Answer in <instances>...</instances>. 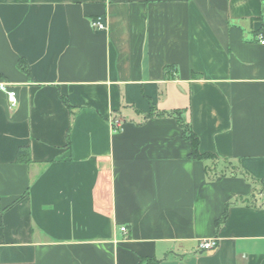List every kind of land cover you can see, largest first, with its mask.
<instances>
[{
    "label": "crops",
    "instance_id": "0c3cea01",
    "mask_svg": "<svg viewBox=\"0 0 264 264\" xmlns=\"http://www.w3.org/2000/svg\"><path fill=\"white\" fill-rule=\"evenodd\" d=\"M262 38L264 0H0V264H264Z\"/></svg>",
    "mask_w": 264,
    "mask_h": 264
},
{
    "label": "trees",
    "instance_id": "16d2710c",
    "mask_svg": "<svg viewBox=\"0 0 264 264\" xmlns=\"http://www.w3.org/2000/svg\"><path fill=\"white\" fill-rule=\"evenodd\" d=\"M17 65H18L19 69L23 70L24 72L29 73L28 63L25 59H23V58L18 59ZM171 69L175 70L176 68L174 65L166 66V68H165L166 77L168 76V72ZM62 100L68 107H70V104L65 97L62 96ZM162 114H163L162 112H158L157 114H155L154 113V106H153L151 112L149 114H147V117H151L154 115H162ZM174 114H175V116L179 122V125H180L182 131H183V137L185 139H187L192 145V150H191V153L189 155V157L191 159L203 160V161L212 159V160H214V163L220 161L221 163L224 164L223 169L221 171L222 175L223 174L225 175L227 173H231L233 175H242V176L246 177L247 179L252 180V178L244 170H242L240 168H235L227 160H219V158H217L215 154L210 153V152H201L199 149L200 139H199L198 135L193 131L190 124L184 119V117H182L181 112H175ZM28 151H29L28 149L21 148L18 152V159L29 161V152ZM24 152H25V156H26L25 159H23V155H24L23 153ZM216 170H217L216 167H214L213 170L208 168L207 173L214 171V175L211 177V178H213V177L217 176V173H215ZM227 215H228V209H226L223 216L219 220L216 221V227L217 228H220L221 224L226 220Z\"/></svg>",
    "mask_w": 264,
    "mask_h": 264
},
{
    "label": "built area",
    "instance_id": "2783aa9c",
    "mask_svg": "<svg viewBox=\"0 0 264 264\" xmlns=\"http://www.w3.org/2000/svg\"><path fill=\"white\" fill-rule=\"evenodd\" d=\"M92 25L95 28L100 29V30H103L106 28L105 24L99 20H93ZM261 42L264 44V38L261 39ZM0 86H1V89L7 93L8 101L12 104L16 103V100H17L16 91L13 89H9L8 83H2ZM263 197H264V192H263ZM121 230L126 231V227L121 226ZM218 245H219V240L217 237H214V238L203 239V240L199 241L198 247L201 251L207 252V251L215 250L218 247Z\"/></svg>",
    "mask_w": 264,
    "mask_h": 264
},
{
    "label": "rangeland",
    "instance_id": "374dc122",
    "mask_svg": "<svg viewBox=\"0 0 264 264\" xmlns=\"http://www.w3.org/2000/svg\"><path fill=\"white\" fill-rule=\"evenodd\" d=\"M184 119H185V118H184ZM209 162H210V169L212 170V169H213V162H214V160L209 159Z\"/></svg>",
    "mask_w": 264,
    "mask_h": 264
}]
</instances>
